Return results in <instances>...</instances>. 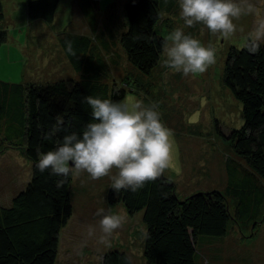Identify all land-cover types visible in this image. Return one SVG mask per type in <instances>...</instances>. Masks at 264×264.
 I'll list each match as a JSON object with an SVG mask.
<instances>
[{
    "label": "trees",
    "instance_id": "16d2710c",
    "mask_svg": "<svg viewBox=\"0 0 264 264\" xmlns=\"http://www.w3.org/2000/svg\"><path fill=\"white\" fill-rule=\"evenodd\" d=\"M98 0H84V13L93 30L98 29L95 12ZM60 0H28L30 22L53 23ZM111 5L108 12H114ZM179 0H128L124 7L125 25L118 33L128 62L141 74L151 75L162 58V45L167 41L159 31L165 17L176 16ZM94 9V11L92 10ZM92 12V13H91ZM166 13V14H165ZM107 18H110L109 16ZM4 20L0 0V23ZM110 19L109 22L114 23ZM115 33L97 31L95 39L75 33H64L59 46L75 79H62L44 84L8 83L0 80V137L22 148L31 162V179L13 199L10 207L0 204V264H56L61 231L73 216L71 187L73 175L63 186L64 177L41 173L36 164L40 154L54 150L65 135L82 134L91 122V108L86 96L123 102L127 91L111 82L109 60L96 51V42L110 51ZM8 33L0 29V50ZM72 42L75 55L67 51ZM114 42V41H111ZM130 79V78H129ZM223 81L242 105L244 124L240 129L224 133L236 157L226 162L225 192L212 190L195 193L184 200L177 195V186L163 174L137 192L110 189L109 202L123 203L129 216L143 212L146 228L144 257L148 264H203L199 245L223 239L231 221L255 223L264 216V44L256 53L247 47L228 52ZM64 120L61 130L45 139L56 117ZM235 202L234 215L226 200ZM102 264H133L129 255L111 249L102 255Z\"/></svg>",
    "mask_w": 264,
    "mask_h": 264
},
{
    "label": "rangeland",
    "instance_id": "374dc122",
    "mask_svg": "<svg viewBox=\"0 0 264 264\" xmlns=\"http://www.w3.org/2000/svg\"><path fill=\"white\" fill-rule=\"evenodd\" d=\"M83 1L60 0L55 21L49 24L28 20V0H2L4 20L0 29L7 31L8 40L0 50V80L15 84L76 80V72L71 70L59 46L61 34L75 33L95 39L97 31L106 30L108 23L115 33L114 39H110V51L103 50L98 42L96 51L108 56L109 60H117L118 64L109 61L108 80L114 79L120 88L127 91L124 101L141 100L145 106L156 104L161 122L172 130L173 162L164 174L176 184L178 197L184 200L195 193L212 190L224 193L226 162L229 159L240 160L229 141L218 133L216 123L226 133L240 129L244 118L241 103L224 84L223 72L230 49L246 47L247 35L254 29L257 16L245 15L235 20L236 35L223 40L213 36L203 25L185 27L178 7L176 16H166L168 20L162 22L159 28L162 36L167 40L175 29L181 28L203 46L213 47L216 63L204 74L185 77L163 67L161 58L151 75L146 76L128 62L119 42L118 31L124 29V7L128 0H98L96 11L92 8L97 31L92 29L84 13ZM248 3L259 9L264 18V0H248ZM113 4L114 12L109 13L108 9ZM110 19L114 23L109 22ZM115 174L113 170L111 175ZM30 179L31 162L22 148L17 149L0 138L1 206L10 207L13 198ZM111 188L110 176L92 180L87 173L73 175V216L61 231L56 264H102V255L111 249L127 253L133 264H148L144 257L146 228L143 212L131 217L123 203L111 204L108 199ZM226 202L234 215L235 202L229 198ZM101 208L105 214L125 217L121 228L108 238L107 244L99 242L101 217L96 212ZM257 224L254 229L255 223L245 225L233 219L223 239L199 245L203 264H264V216L259 217ZM89 227L94 230L91 236Z\"/></svg>",
    "mask_w": 264,
    "mask_h": 264
},
{
    "label": "clouds",
    "instance_id": "9594fccd",
    "mask_svg": "<svg viewBox=\"0 0 264 264\" xmlns=\"http://www.w3.org/2000/svg\"><path fill=\"white\" fill-rule=\"evenodd\" d=\"M180 17L187 28L203 25L213 36L229 40L236 35L235 20L242 16H257L254 29L247 35L246 47L256 53L264 42V18L259 9L248 0H179ZM203 31V29H201ZM243 31V28L240 29ZM67 51L75 55L72 42L67 41ZM216 63V50L203 46L201 42L186 35L181 28L175 29L162 45V66L185 77L204 74ZM91 108V122L82 134L65 135L57 147L40 154L37 169L44 173L64 177L57 181L61 187L69 175L87 173L92 180L111 177L112 189L137 192L148 182L158 180L172 165L174 140L171 129L161 122L157 105L145 106L141 100L126 99L113 102L109 99L86 96ZM44 133L51 139L64 125L62 116ZM71 165V166H70ZM113 170L115 175H111ZM100 243L107 244L108 238L121 228L125 217L105 214L99 209ZM89 227L88 234H93Z\"/></svg>",
    "mask_w": 264,
    "mask_h": 264
},
{
    "label": "crops",
    "instance_id": "0c3cea01",
    "mask_svg": "<svg viewBox=\"0 0 264 264\" xmlns=\"http://www.w3.org/2000/svg\"><path fill=\"white\" fill-rule=\"evenodd\" d=\"M2 140H4L5 141V139L3 138V137H0ZM24 189V188H23ZM14 199V198H13ZM13 201V200H12ZM1 204V203H0Z\"/></svg>",
    "mask_w": 264,
    "mask_h": 264
}]
</instances>
